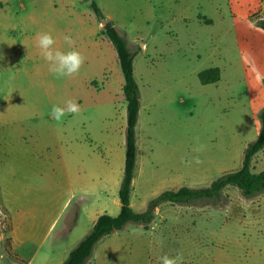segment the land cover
I'll return each instance as SVG.
<instances>
[{
	"label": "rangeland",
	"instance_id": "rangeland-1",
	"mask_svg": "<svg viewBox=\"0 0 264 264\" xmlns=\"http://www.w3.org/2000/svg\"><path fill=\"white\" fill-rule=\"evenodd\" d=\"M209 1L0 0V168L13 201L23 210L33 207L37 215L31 250L48 237L51 242L53 234L57 240L65 222V216H59L65 198L77 192L78 182L87 175L80 166L84 161L96 158L114 165L108 180V171L99 167L100 188L98 204L91 203L97 205L93 215L120 208L124 167L118 151L125 158L127 101L117 53L104 33L108 22L131 50L141 54L137 79L146 93V103L137 124V142L140 146V140L145 141L131 193L135 211L144 206L141 195L146 164L153 166L151 173L158 182L150 191L157 193L152 199L181 188V184L209 186L242 166L244 150L258 134L259 118L245 113L236 118L234 108L225 106L223 98L221 102L215 95L207 99L196 71L206 66L217 48L216 37H226L222 47L230 57L236 54L228 39L249 37L257 31L264 21V0L254 10L249 9L251 0H232L244 9L242 15L231 13L241 23L237 30L219 20L216 25H205L212 21L207 15H212ZM42 32H50L62 51L75 48L84 55L78 74L58 79L49 72L35 46L36 36ZM65 35L74 41L71 48L63 39ZM236 78V91L245 109V78ZM121 79L120 101L112 108L111 92ZM108 81L111 91L107 89L103 96L97 93ZM69 99L79 104V114L66 115L60 122L53 120L52 106L64 107ZM106 126L107 139L101 135L106 136L105 131H100ZM196 158L201 162L196 163ZM209 162L219 164L220 169L209 171ZM252 167L255 173L264 170V150L254 157ZM187 168L196 170L183 181L176 180ZM223 195L225 205L220 207L204 202L160 205L147 229L130 223L107 236L86 264H161V257L177 253H182L183 264H264V192L246 198L238 188L229 186ZM72 204L70 226L82 207L89 208L90 201L82 196ZM77 238L74 234L68 243Z\"/></svg>",
	"mask_w": 264,
	"mask_h": 264
},
{
	"label": "crops",
	"instance_id": "crops-1",
	"mask_svg": "<svg viewBox=\"0 0 264 264\" xmlns=\"http://www.w3.org/2000/svg\"><path fill=\"white\" fill-rule=\"evenodd\" d=\"M209 2L212 15H207L212 18L213 22L211 21L210 24L205 25H216V20H219L222 21L220 24L224 25L225 27L227 25L235 30L240 28V21L238 22L237 19H234L231 16V13L237 11L238 13H241L244 10L242 9L241 4L232 2V0H212V2ZM259 5L260 0H251V5L249 9L254 10L258 8ZM242 14L243 13H241V15ZM250 33L251 36L249 37L245 35H235L236 37L228 39L229 42L234 44L235 50L232 48V51L236 53L234 54V56L236 55L235 60H232L235 57H230L231 53L227 50V48L225 50L222 47L226 43L227 38H214L213 41H218L216 44L217 48L209 55V61L207 62L206 66L198 69L196 73L198 76V74L202 70L209 68H219L221 70V79L218 82L206 85L200 82L201 88L204 92L203 95H206L207 99H212L216 96V99H218L220 102L223 98L225 103L227 102L225 106L227 105L230 109L231 107L232 109L234 108V116L236 118L241 117L245 113L253 119H256L259 118V114L264 108V29H262L261 27H257V31L255 29L253 34L252 32ZM140 55L141 54L139 53L134 61L135 77L140 87V114L138 123L141 118L143 104L146 103V93L143 92V89L141 88V85L137 79V60ZM237 59H239L240 61H237ZM237 75H242L245 78V92L247 97L245 109L244 105H241L243 98H241L240 100L236 91ZM121 81L122 79L119 81L118 87H114V91L111 92L110 98L112 108H114L115 103L117 104L120 101ZM238 83H241V81H238ZM110 84L111 83H109L108 81L106 86H104L100 91L96 92H99V94L103 96L107 92V89L110 90ZM212 95L215 96L213 97ZM99 107L102 110V113L105 114L106 110L103 105ZM108 130L109 128L107 126L105 127V130L100 129V131H105L106 136H104L102 133L101 135L106 139L109 138L107 136L109 135ZM259 131L260 121L258 134ZM140 141V146L139 142H137L138 159L136 174L139 170L138 168L141 157V145L144 144L143 142L145 140L142 139ZM152 150L154 151V149ZM118 154L120 157V166H122L121 168H125V158L122 155V151H118ZM181 165L182 163L177 166L179 170L182 169ZM207 165L209 167V171L220 169L219 164L215 165L212 162H209L207 163ZM80 166L82 167V171L87 173V175H83L80 181L78 182L77 192H73L69 197L65 198V201L62 206L63 209L59 214L60 217L62 216V214L63 216H65V222L62 225L61 229L58 231L57 240L56 237H54L56 235L53 234L51 242L50 237H48L44 243L40 244V246L35 248L34 250H31L29 246L31 243V234L35 229L37 215L35 214L33 207L28 206L25 210H23L20 209L18 205L13 201L14 198L7 187L8 183H6L4 170L0 168V264H64L70 252L91 231L100 215L108 213L110 215L116 216L119 214L121 205L120 208L114 213H110L105 210L104 213L95 216L93 215V209L96 208L97 205L93 206L91 204H98V195L100 188L98 175L99 167H105L104 170L108 171V175L106 174V179L108 180L111 179L113 176V163H109L107 161L104 162L103 160L102 162H100L98 159L94 158V162L84 161L80 164ZM188 169L189 168H187L185 172L181 171L179 173L180 175L176 177V180L183 181L184 178H188L190 175L192 176V173H194V171L196 170L195 168H191L189 172ZM144 170L146 182L142 189L141 195V203L143 201L144 206L140 212L146 210L149 202L157 194L150 193V191L154 187V184L158 183L157 180H154L155 176H153L151 173L153 172V166L151 164H146ZM166 172L167 174H170L171 170L167 169ZM136 174L133 184L136 180ZM102 184L104 187H107L106 183L102 182L101 185ZM182 185L184 184H181V187ZM62 187L63 186L60 185L59 191ZM82 196H87L88 201H90V206L89 208L82 207V209H80L77 215L76 222L72 226H70L68 223L71 211L70 206L73 205L72 202L75 203L78 198H81ZM132 199L133 198L131 197V205L133 207ZM53 226L54 223L50 226V229L53 228ZM57 227L58 224L55 225L53 231H55ZM74 234H78V238L69 244L68 242Z\"/></svg>",
	"mask_w": 264,
	"mask_h": 264
},
{
	"label": "trees",
	"instance_id": "trees-1",
	"mask_svg": "<svg viewBox=\"0 0 264 264\" xmlns=\"http://www.w3.org/2000/svg\"><path fill=\"white\" fill-rule=\"evenodd\" d=\"M93 9L95 14L100 16L96 4H93ZM259 26L264 29V21L260 22ZM104 33L117 53L125 80L123 91L127 101V129L124 176L119 189L121 209L116 216L108 213L100 215L91 231L70 252L64 264H86L101 240L125 229L130 223L141 225L147 229L155 221L157 208L164 203L193 205L204 202L220 207L225 205L223 191L229 186L238 188L246 198L264 192V170L255 173L252 167L254 157L264 150L263 108L259 114V134L254 141L246 146L243 163L239 169L221 175L206 187L191 188L184 186L179 189L166 190L152 199L146 210L135 211L131 205V193L137 170V124L140 114V87L134 72L137 52L130 49L126 39L112 22L106 23ZM198 77L204 85L216 83L221 79V70L219 68L205 69L198 74Z\"/></svg>",
	"mask_w": 264,
	"mask_h": 264
},
{
	"label": "clouds",
	"instance_id": "clouds-1",
	"mask_svg": "<svg viewBox=\"0 0 264 264\" xmlns=\"http://www.w3.org/2000/svg\"><path fill=\"white\" fill-rule=\"evenodd\" d=\"M63 39L70 48L74 44L71 36L65 35ZM56 43V39L50 32L38 33L36 36L35 46L39 50L40 57L48 64L49 72L58 79L78 74L85 62L84 55L75 48L62 51L56 47ZM79 112V104L69 99L65 102L64 107L53 105L50 116L53 120L60 122L66 115H77ZM196 151H200V149H196ZM195 162L200 163L201 161L196 158ZM160 261L161 264H183V255L182 253H177L174 257L165 255L160 258Z\"/></svg>",
	"mask_w": 264,
	"mask_h": 264
}]
</instances>
